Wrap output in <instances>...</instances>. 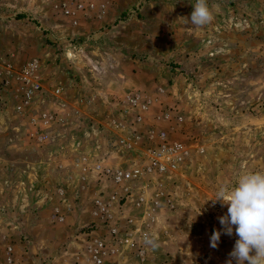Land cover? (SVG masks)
Here are the masks:
<instances>
[{
    "label": "rangeland",
    "instance_id": "obj_1",
    "mask_svg": "<svg viewBox=\"0 0 264 264\" xmlns=\"http://www.w3.org/2000/svg\"><path fill=\"white\" fill-rule=\"evenodd\" d=\"M195 3L0 0V139L21 148L0 156V264H97L90 250L106 238L94 222L97 195L116 196L110 213L121 223L179 215L170 249L159 224L157 248L109 251L100 264H226L233 235L215 249L210 237L227 206L209 200L264 172V0H207L213 20L201 28L190 22ZM135 92L149 100L136 123L124 103ZM41 113L54 122L42 125ZM55 123L53 132L71 133L60 173L45 159L53 148L35 138ZM161 131L187 151L176 172L115 185L94 170L144 164L148 137ZM125 189L131 196L119 201ZM38 234L44 245L33 243Z\"/></svg>",
    "mask_w": 264,
    "mask_h": 264
},
{
    "label": "built area",
    "instance_id": "obj_2",
    "mask_svg": "<svg viewBox=\"0 0 264 264\" xmlns=\"http://www.w3.org/2000/svg\"><path fill=\"white\" fill-rule=\"evenodd\" d=\"M60 92V89H56L54 91L56 95H59ZM124 103L126 104L127 108L131 111H137V113H135L133 116V122L136 123L142 120V114L146 110L147 105L149 104V100L145 95L135 92L127 95L124 99ZM37 117L42 125L53 123L55 120L53 114L49 115L41 113ZM115 126L120 129L122 128L121 123H116ZM148 139H151L150 141L153 142L150 143L149 148L144 154V164L133 166L128 170L113 169L109 167H103L100 164H96L93 167L94 170H98L99 173H101L107 179H110L111 182L115 185H124V183L126 182L137 180L141 178L143 174L159 176L176 172L181 162L187 156V151L183 149V146L179 143L172 142L169 139L167 133L162 131L158 132L155 138L151 135L150 137H148ZM139 140L140 137L136 135L135 132L130 130L127 136V141L129 142V145L131 146L130 142L136 145ZM83 159L84 158H82L81 160ZM73 166H78L77 168L86 170V167H84L83 164L78 162L76 164L73 163ZM128 190L129 189L124 190V194L122 195V197H119V201L122 200V198L127 201V195L130 194L129 196H131V191L130 193H128ZM111 197L113 199L116 198V196L114 195H97L92 200V206L94 207L93 215L95 218L94 222L98 223L100 229L105 231L106 238H108L109 244L113 248L118 250L122 243L128 242V239H125L128 230H126V227L123 226L118 221V219H116V217H114L115 214L113 215V213H110ZM143 202L144 197H139L138 203L141 204ZM122 234L125 235L122 236ZM102 239L104 241H99L96 247L90 250L91 252L95 251V253L92 255V258L97 264H100L102 262L101 257L103 254H105L103 245L108 243L105 238ZM237 239L238 237L234 233L230 240L233 248Z\"/></svg>",
    "mask_w": 264,
    "mask_h": 264
},
{
    "label": "clouds",
    "instance_id": "obj_3",
    "mask_svg": "<svg viewBox=\"0 0 264 264\" xmlns=\"http://www.w3.org/2000/svg\"><path fill=\"white\" fill-rule=\"evenodd\" d=\"M190 22L201 28L212 22L213 14L207 0H196ZM215 206H227V213L218 217L222 230H214L210 246L217 248L222 234L238 237L226 264H264V172L242 175L234 186H221L214 199ZM145 243L157 248L154 236L145 234ZM189 253L191 256L190 250ZM254 253V254H253Z\"/></svg>",
    "mask_w": 264,
    "mask_h": 264
},
{
    "label": "crops",
    "instance_id": "obj_4",
    "mask_svg": "<svg viewBox=\"0 0 264 264\" xmlns=\"http://www.w3.org/2000/svg\"><path fill=\"white\" fill-rule=\"evenodd\" d=\"M59 126H61L60 123H55V125L50 127V130L48 132H46V131L37 132L35 138L38 142H40L39 144H41V145L48 144L50 149L53 148V150H51V153H49L45 157V159L47 158L49 160L48 165H50L53 170L60 173L62 171V168H63L62 161H63V159L68 157V156H66L68 152L70 153V157H71L72 149H71V147L69 148V143H68L69 136L71 135L68 128L67 129L65 128L66 130H64V131L58 130L57 131L58 133L53 132V129L55 127L59 128ZM35 129H37V128L35 127ZM22 134H23V132H22ZM17 136H18V138H20L19 134H17ZM0 141L5 142V143H2V144H4V148L0 147V156L5 155L6 152H7V154H14V155L15 154H21L20 153L21 148L17 147L16 144L10 145V143H9L11 141L10 139H8V143H7L6 139H4V138L0 139ZM2 144H1V146H2ZM72 148L74 149V145ZM17 151L19 153H17ZM45 159H41L40 165L42 164L43 161H45ZM66 159H70V158H66ZM72 159H74V156ZM3 161H5V160H3ZM24 163H23V166H24ZM71 163L72 162H69V165ZM18 165H19V167L17 168V170L18 171L23 170L20 167V166H22V162H20ZM72 167H73V164H72ZM59 186H63V185H59ZM172 187L177 188V186H172ZM59 188L62 189V187H59ZM63 191L64 190H62L61 192L63 193ZM168 191H170L168 193L171 194V196H172L171 198H173L174 197L173 194H175V193L170 188ZM176 214H177L176 212H171L169 215L163 217L161 220H159V219L155 220L153 217H151V214H149L145 217H142L144 221H140V223H142L141 226L143 228L145 227V234H148L150 237H152V236L158 237V234H155L156 233L155 227L160 224V229L158 231L161 232V245H162V247H168V249H170L171 247H169V246L171 244L168 241V239L170 238L171 233H172V235H174L172 232V229H171V225L173 224L172 221L175 220V218L179 217V215H176ZM122 219L124 221H123V223H121V222L120 223L126 227V230H128L127 235L125 236V239L127 238L128 242L122 243V245L119 247V249L127 248L130 251H133V250L139 248L140 245H145V247H148L149 245H147L145 243V236H143L141 238L142 232L138 233L137 227L141 228V227H139V225H137V224H140L139 220L138 221L135 220L132 215L125 216V217L122 216ZM38 220H39V218H37V222H38ZM143 223H144V225H143ZM35 227H36V225H35ZM124 235L125 234H122V236H124ZM44 238L45 237L43 236V234H38L35 237V239H33L32 241H33V243H37L38 246L41 244L44 245L47 242V241H44ZM105 239L108 242V238H105ZM102 240H103L102 238L101 239L97 238L98 242L102 241ZM149 248L151 249L152 247L149 246ZM103 249H104L106 255L108 254L109 251H116L117 250V249L113 248L109 244V242L103 245Z\"/></svg>",
    "mask_w": 264,
    "mask_h": 264
}]
</instances>
